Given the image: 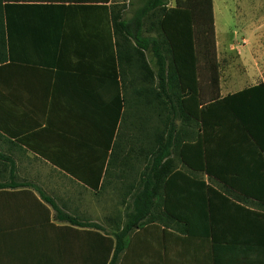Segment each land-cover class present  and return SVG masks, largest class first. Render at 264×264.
I'll list each match as a JSON object with an SVG mask.
<instances>
[{"label":"crops","instance_id":"1","mask_svg":"<svg viewBox=\"0 0 264 264\" xmlns=\"http://www.w3.org/2000/svg\"><path fill=\"white\" fill-rule=\"evenodd\" d=\"M60 4L50 21L34 8L9 16L13 41L8 39L7 49L13 63L0 67V184L31 187L0 190V264H106L99 237L104 234L63 217L106 230L108 219L116 216L114 226L121 228L133 185L137 187L144 170L151 171L156 126L167 120L155 113L154 87L139 82L136 58L125 79L121 75L110 5L81 0ZM230 15L236 20L235 11ZM223 41L226 53L238 56L242 66L238 72L231 69L225 82L221 71L219 92L224 98L259 88L249 97V120L254 128L259 119L255 128L264 145V32L254 33L252 40L243 38L241 47L234 38ZM236 48L238 54L231 51ZM124 99L127 104L121 108ZM109 107L122 117L115 129L119 138L112 141L105 134ZM197 140L195 129L192 142L197 145ZM116 141L118 161L107 175L108 146ZM182 142L172 157L179 170L198 178V172L180 162L178 154L190 141ZM251 145L248 141L241 154L247 192L241 205L250 212L216 216L241 244L213 245L208 230H198V219L204 217L198 218L195 204L192 231L176 221H169L170 227L153 223L137 229L115 264H264L261 237L256 244L251 239L264 228V204L251 196L252 190L264 189V151ZM58 158H65L66 165H58ZM199 177L208 181L206 175Z\"/></svg>","mask_w":264,"mask_h":264},{"label":"trees","instance_id":"2","mask_svg":"<svg viewBox=\"0 0 264 264\" xmlns=\"http://www.w3.org/2000/svg\"><path fill=\"white\" fill-rule=\"evenodd\" d=\"M66 1L0 0V48L4 49L0 67H11L13 63L7 49L8 39L13 41L9 16L34 8L50 21L57 5ZM81 1L101 4L105 8L110 5L121 75L125 79L131 59L136 58L138 80L143 85L154 87L155 113L167 120L156 126V147L149 161L151 171L142 172L140 190L137 184V187L133 185V190L138 191L130 197L131 211L125 215L121 228L118 227L114 234H108L94 223L80 224L67 215L63 220L104 234L99 233V237L106 247V264H115L125 251L131 233L149 224L162 223L170 227L169 221H176L183 223L186 231H192L195 228V204H198V218L204 217L198 219V230H208L213 245L241 244V238L237 240L225 232L227 222L216 216L250 212L241 205V197L247 193L242 188L241 154L248 141L252 142V149L264 151L263 142L257 137L259 131L255 128L259 126V119L255 118L254 128L249 120V97L259 88L221 97L214 1L175 0V6L169 8V0H142L141 6L130 17L116 12L113 0ZM201 70L207 72L205 88L200 79ZM138 94L146 96L145 92ZM126 104L124 99L121 108ZM108 110L105 134L112 141L122 117L120 110L117 114L114 108L109 107ZM195 129L197 145L192 142ZM183 139L190 142L183 144L178 154L180 162L190 171L198 172V178L179 170L176 159L172 157L177 155L175 149ZM107 153L106 174L109 175L111 167L118 161L117 141L113 146L109 143ZM56 163L65 166L67 161L58 158ZM199 174L206 175L208 181ZM9 187L30 188L31 185L0 184V190ZM251 196L264 204V189L252 190ZM254 237L251 238L253 243L256 244L261 237L264 245V228L259 236Z\"/></svg>","mask_w":264,"mask_h":264},{"label":"rangeland","instance_id":"3","mask_svg":"<svg viewBox=\"0 0 264 264\" xmlns=\"http://www.w3.org/2000/svg\"><path fill=\"white\" fill-rule=\"evenodd\" d=\"M141 2L142 0H113V8L116 12H122V14H124L126 17H130L132 16L133 12H135V10L141 6ZM215 4L218 10L217 25L218 31L220 32L219 41L221 43L220 67L222 71V77L225 82L227 80L228 74H230V70L232 69V72H234V70H236V72L241 71L242 65L241 60L238 59V56L236 58L232 55L233 53H226V51L228 50L227 47L224 45L225 42L223 40H229L230 38H234V44L235 46H237L238 42L239 45L242 44L241 41L243 38H251L252 40V35L254 33L257 34V37L259 35L261 36L264 32V0H215ZM174 6L175 0H169V8H173ZM230 11H235L236 20L232 19ZM153 35L157 36L156 33H154ZM262 45L260 46V48L264 47V45ZM241 46L242 45H240V47ZM231 51L235 52L236 54L239 53V51H237V48L231 49ZM148 56L151 59L150 53H148ZM200 74V79L202 81V84H204L203 87L205 88L207 72L205 70H201ZM143 163V165L146 164V159L143 160ZM136 183L138 185V189L140 190L141 188L139 186V182ZM137 191L138 190L133 191V194ZM130 205L131 203L129 201V204L124 207L125 214L128 213ZM117 218L118 217L116 216H112L110 219H108L106 224V232L108 234H114L116 229L114 223L117 221Z\"/></svg>","mask_w":264,"mask_h":264}]
</instances>
